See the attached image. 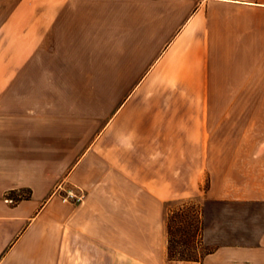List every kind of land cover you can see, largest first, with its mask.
Masks as SVG:
<instances>
[{
    "label": "crops",
    "instance_id": "0c3cea01",
    "mask_svg": "<svg viewBox=\"0 0 264 264\" xmlns=\"http://www.w3.org/2000/svg\"><path fill=\"white\" fill-rule=\"evenodd\" d=\"M0 83L35 88L0 93L17 95L0 106V264H67L72 233L106 264H264V235L172 260L164 219L201 194L264 201L242 137L259 110L219 102L264 99V0H0Z\"/></svg>",
    "mask_w": 264,
    "mask_h": 264
},
{
    "label": "rangeland",
    "instance_id": "374dc122",
    "mask_svg": "<svg viewBox=\"0 0 264 264\" xmlns=\"http://www.w3.org/2000/svg\"><path fill=\"white\" fill-rule=\"evenodd\" d=\"M43 84H41L42 89ZM37 87V86H36ZM9 91H27L35 88L30 84H2L0 83V93L3 90ZM17 95H8L3 100H0V106L8 107L17 102L15 99ZM26 102L27 99L21 100ZM223 105L236 107H254L259 110V114L254 116L259 118L257 123L246 124L244 129L243 139L252 141L254 145V152L260 155L261 165L264 166V99L252 100H221L219 101ZM3 118L0 115V128H2ZM250 149V148H249ZM69 191H74L78 196L72 197L67 202L82 200L85 197L83 191H78L74 188H68L62 193V198L68 196ZM32 194V190L27 187L18 189H11L7 191L2 197L13 203L19 202L28 195ZM32 196V195H31ZM31 198V197H30ZM194 204L197 207H204V213L202 218L204 224L202 228V236L199 237L197 244H185L182 242L180 234L174 240L173 249L176 255L185 256H203L202 259L216 248L225 244H256L260 241L264 235V201H240V200H219L208 198L206 195H196L190 200L186 201H170L165 202V221L168 219V214H172L173 211H178L179 214L183 202ZM189 204V205H190ZM188 205V206H189ZM170 210V212H169ZM185 209L182 214L184 216H191V211ZM178 214V215H179ZM183 224H186L183 223ZM187 234V233H185ZM68 243V260L67 264H79V258H77L81 252L85 257L88 255L90 258L92 254H99V264H106V259L103 255L106 253V248L101 244H96L89 240L80 241L76 235L69 234ZM185 237V236H184ZM169 247V246H168ZM86 258L85 262L93 264L92 260ZM201 259V260H202ZM176 260V259H172ZM196 261V260H190ZM200 261V260H197Z\"/></svg>",
    "mask_w": 264,
    "mask_h": 264
},
{
    "label": "trees",
    "instance_id": "16d2710c",
    "mask_svg": "<svg viewBox=\"0 0 264 264\" xmlns=\"http://www.w3.org/2000/svg\"><path fill=\"white\" fill-rule=\"evenodd\" d=\"M31 195L32 194L28 195L25 198H30ZM188 202L189 201L182 203L183 207H181L180 209V212H182L181 214H179L178 211H173L172 214H168V219L166 220L168 235H169L168 256L170 259L201 260L203 257V256L176 255L174 253L173 244H174V240L177 238V235L180 234V237L182 238V242L185 244H191V243L197 244L199 237L202 236V228L204 224V219L202 218V216L205 208L203 206L196 208L194 204H190ZM186 207L188 210L190 208L192 209L191 216L182 215L185 212ZM185 222L186 224H183Z\"/></svg>",
    "mask_w": 264,
    "mask_h": 264
},
{
    "label": "built area",
    "instance_id": "2783aa9c",
    "mask_svg": "<svg viewBox=\"0 0 264 264\" xmlns=\"http://www.w3.org/2000/svg\"><path fill=\"white\" fill-rule=\"evenodd\" d=\"M76 196H78L77 193H75L74 191H69V192H68V196H66L64 199H65L66 201H68V200H69L70 198H72V197H73V198H74V197L76 198Z\"/></svg>",
    "mask_w": 264,
    "mask_h": 264
}]
</instances>
